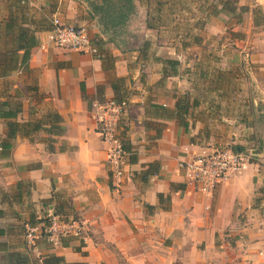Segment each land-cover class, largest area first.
<instances>
[{
    "label": "crops",
    "instance_id": "obj_1",
    "mask_svg": "<svg viewBox=\"0 0 264 264\" xmlns=\"http://www.w3.org/2000/svg\"><path fill=\"white\" fill-rule=\"evenodd\" d=\"M133 1L126 27L110 36L101 32L93 11L101 0H0V56L14 62L0 76V108L4 101L19 105L15 117H0V264H264L258 164L250 160L211 194L196 191L179 174L180 160L202 145L219 143L217 100L211 95L220 92L223 99L228 83H195L202 72L190 65L192 49L204 37L195 42L191 31L177 30L166 38L167 25L158 17L156 26L151 20L153 9L162 7ZM223 13L203 20L210 36L225 29ZM55 16L87 27L98 55L48 44ZM23 31L36 40L26 60L23 50L14 51ZM239 41L243 38L236 40L238 47ZM239 49L232 59L239 60L241 90L246 71L264 77V54ZM199 56L193 55L197 61ZM164 58L185 61L175 75L164 76ZM259 78L253 76L251 85ZM182 95L194 103L184 118L187 126L175 115ZM119 98L127 100L121 134L134 160L130 152L124 157V178L117 185L93 103ZM222 119L234 123L247 117L243 112ZM9 122L16 123L10 137ZM56 210L81 221L82 234L56 245L40 239L35 249L28 246L25 225Z\"/></svg>",
    "mask_w": 264,
    "mask_h": 264
},
{
    "label": "rangeland",
    "instance_id": "obj_2",
    "mask_svg": "<svg viewBox=\"0 0 264 264\" xmlns=\"http://www.w3.org/2000/svg\"><path fill=\"white\" fill-rule=\"evenodd\" d=\"M219 1L221 0H150L152 7H162V11H155L153 9L151 20L156 26V18L158 17L159 21H163L167 25L166 38L167 35H172L177 30H179L181 35H185L186 32L191 31L193 41L195 42L204 37L202 43L192 49L194 52L190 65L202 72L200 77L198 76L199 81H194L195 83L207 84L212 87L218 86L217 84L223 85L228 83L227 87L229 88V92L223 91L225 93L223 99H221L223 97L222 93L218 97L220 92L211 95V98L215 101L217 100L215 115L218 116L219 127L216 128L218 135H216L215 141L219 143L210 142V144L242 147V150L250 156V160L258 164L263 175L262 187L264 188V77L262 74L259 78L254 73L253 76L259 78V80H257V85L255 82H252L251 85L250 81L253 76H250V73L246 71L243 81H240L239 87L241 90H238L237 81H239V77L237 75V65L239 60L232 59L233 54L237 53L234 52L236 51L235 49H239V47H241L239 50L245 52L255 50L264 54V25L252 26L253 13L257 10L263 11L264 0H235L237 5H248L255 10L251 11V15L248 13L249 11L241 13L240 19H238L237 15L231 16L229 13L221 12L223 15L220 16V19L225 21V29H223V32L221 31L216 35L210 36L211 33L204 27L205 22L203 23V20L207 18L206 13L208 8L210 9L215 3L216 5H220ZM174 4H176L175 10L167 9L169 5ZM175 17L178 18L176 19ZM154 19H156L155 22L153 21ZM136 25L139 30V24L137 23ZM169 31L171 34H169ZM241 38H243V41L242 44L239 41L238 47L235 43L236 40L238 41ZM223 41L224 45H226L225 50L221 47ZM193 55H196V57L200 55L199 60H195ZM178 59L181 62V67L185 58ZM242 61L244 65L248 64L247 60L243 59ZM230 76L231 79H229ZM3 86L8 87L6 84H3ZM254 87H257L258 90L254 89L255 91H253ZM243 112L247 117L244 122H240L237 119L233 123L222 119L225 115L234 118L237 114Z\"/></svg>",
    "mask_w": 264,
    "mask_h": 264
},
{
    "label": "built area",
    "instance_id": "obj_3",
    "mask_svg": "<svg viewBox=\"0 0 264 264\" xmlns=\"http://www.w3.org/2000/svg\"><path fill=\"white\" fill-rule=\"evenodd\" d=\"M46 41L63 50H76L93 55L99 53L87 27L64 23L57 16L52 18V28ZM41 47H45V44L42 43ZM126 107V99H108L93 103L99 134L103 141L109 143L107 163L117 185L123 181V159L129 154L123 147L121 133L124 127L120 125ZM249 162L250 156L243 150L234 149L230 145L207 144L200 146L188 158L180 160L178 168L183 180L193 185L196 191L211 194L217 184L232 174L240 173ZM45 218V221L25 225L23 237L26 244L33 249L40 239L56 245L64 237L82 234L83 225L78 219L65 218L53 212L47 213Z\"/></svg>",
    "mask_w": 264,
    "mask_h": 264
},
{
    "label": "trees",
    "instance_id": "obj_4",
    "mask_svg": "<svg viewBox=\"0 0 264 264\" xmlns=\"http://www.w3.org/2000/svg\"><path fill=\"white\" fill-rule=\"evenodd\" d=\"M217 2V1H216ZM221 4L216 3L211 6V8L207 10L206 17L210 15L217 16L221 12H226L233 15H237L240 19V14L249 11L250 8L248 5H237L235 0H221L219 1ZM207 8V7H206ZM255 10L252 8V11ZM93 11L97 16V21L100 25V29L102 33H106L110 36L116 35L121 33L123 29L126 27L127 22L130 19V16L135 12V5L133 0H101L100 5L93 6ZM253 25L255 27L259 25H264V13L261 11H254L253 13ZM36 40L34 37L26 36L25 31L19 34V41L17 42L16 49L23 50L22 60H26L28 50L35 45ZM163 63V75L164 76H172L177 73V68L179 65V61L177 59L172 58H164L161 59ZM0 65H3L0 69V76L7 75L8 71L14 68V62L12 57H2L0 56ZM122 99V98H119ZM118 99V100H119ZM8 102H2V108H0V117L3 118H13L16 116L17 112L19 111V105L16 104L15 107H9ZM194 105V103H190L189 99L186 95H182L177 98L175 102V115L178 118L179 122L183 126H187L184 120L185 116L188 113L189 108ZM55 118H58V115H53ZM8 127L10 129L9 137L12 136V131L16 127L15 122H9ZM123 133V132H122ZM123 147L125 150L130 152V160H134L133 152L131 147L128 145L127 142L123 140ZM237 150H242V147L237 146L233 147ZM55 214H61L58 210L54 212ZM64 217V216H63ZM68 218V217H65ZM46 218H40L38 220L30 221L28 224H34L37 222L45 221ZM60 259L55 258L54 261L57 262ZM47 262V260H45ZM21 263V262H20ZM72 264H79V263H72Z\"/></svg>",
    "mask_w": 264,
    "mask_h": 264
}]
</instances>
